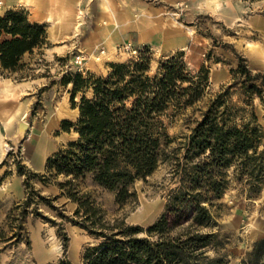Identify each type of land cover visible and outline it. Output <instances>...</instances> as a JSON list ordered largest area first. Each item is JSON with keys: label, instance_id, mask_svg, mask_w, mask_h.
<instances>
[{"label": "trees", "instance_id": "16d2710c", "mask_svg": "<svg viewBox=\"0 0 264 264\" xmlns=\"http://www.w3.org/2000/svg\"><path fill=\"white\" fill-rule=\"evenodd\" d=\"M244 1H262L264 16V0ZM48 46L45 25L31 21L26 10L0 14L1 73L21 71L25 54ZM135 50V59L110 63L105 76L74 71L61 78L62 85L71 86L69 100L78 115L75 121L62 119L60 128L73 129L76 138L46 158L44 173L17 165L18 174L24 175L25 195L7 214L9 219L11 212H17L12 237L24 230L29 213L55 225L39 210L42 204L98 240L85 248L83 264H225L217 212L229 183L227 171L236 167L239 178L245 176L251 184L264 175V130L249 122L230 123L222 91L201 109L181 142L182 151L174 149L168 155L165 147L170 138L161 117L170 109L199 102L208 86L209 69L201 65L193 72L183 59L184 52L178 51L160 61L151 74L148 45ZM237 60L231 72L239 76L243 94L260 96L264 73H253L241 55ZM168 159L173 161L176 185L151 225L145 228L123 219H106L98 201L100 192L112 193L117 207L132 203L137 198L134 182ZM34 178L55 185L58 193L42 195L32 186ZM58 197L74 204L70 216L54 205ZM62 237L67 240L66 235ZM55 264L73 263L62 259ZM241 264H264V236L252 243Z\"/></svg>", "mask_w": 264, "mask_h": 264}, {"label": "rangeland", "instance_id": "374dc122", "mask_svg": "<svg viewBox=\"0 0 264 264\" xmlns=\"http://www.w3.org/2000/svg\"><path fill=\"white\" fill-rule=\"evenodd\" d=\"M115 1L116 7L128 4L141 7L147 3L162 10L158 20L164 28L169 29L171 25L179 27L195 49L186 55L184 49L166 48L164 40L154 44L120 42L114 46L111 55L106 51L103 53L104 47H100L97 55L88 57L81 56L76 50L65 54H50L49 50L43 48L23 56L25 66L21 71L14 74L0 72L6 81L5 91L9 86L15 89L22 87L18 120L26 123L20 137L15 132L0 131V264H55L62 259H68L73 264H83L85 248L98 243L84 230L58 217L55 211L42 204L39 210L53 219L55 225L29 213L23 223L24 230L12 237L17 230L15 225L18 222L13 219L17 212H11V217L7 219L9 210L25 195L24 175L18 174L17 165H23L28 171L44 173L46 158L76 138L73 129L63 131L60 128L62 119L75 121L77 118L74 112L77 108H72L69 100L71 86L61 84L65 74L79 71L105 76L110 71V63L135 59L138 56L135 48L143 45H148L151 54L152 74L156 72L160 61L183 51V59L193 72L201 65L209 69L208 86L202 99L194 106L170 109L162 115L161 120L170 138L165 147L168 155L174 149L182 151L181 142L194 126V120L200 117L201 109L222 91L226 92L230 123L239 125L249 122L264 130V91L260 96H246L240 89L239 76L231 72L237 68V55H241L253 73H264V30L247 26L249 17L263 16L262 1ZM18 8L26 10L24 7ZM50 46L49 42L46 48ZM34 77L39 79L32 81ZM59 118L56 128L54 124ZM39 143L48 145L44 158L34 151ZM172 163L171 159L163 160L146 178L136 180L133 188L137 198L132 203L117 207L112 193L100 192L98 201L106 219H123L128 224L145 228L151 225L161 214L169 191L176 185ZM227 174L229 183L220 199L217 223L224 240L222 251L225 253V264H241L252 243L264 236V175L251 184L245 176L239 178L234 166ZM31 183L42 195L54 196L58 193L55 185H44L35 178ZM53 203L62 207L66 215L72 214L74 204L65 197H58ZM63 235L67 237L66 241Z\"/></svg>", "mask_w": 264, "mask_h": 264}, {"label": "crops", "instance_id": "0c3cea01", "mask_svg": "<svg viewBox=\"0 0 264 264\" xmlns=\"http://www.w3.org/2000/svg\"><path fill=\"white\" fill-rule=\"evenodd\" d=\"M0 1L2 2L0 13L24 7L31 21L45 25L47 40L51 46L44 50H49L50 54H65L76 50L81 56L88 57L97 55L99 48L104 47L103 53L106 51L111 55L117 43L131 41L134 44H154L164 40L166 48L184 49L186 55L195 49L188 43L186 34L180 31L179 27L171 25L169 29H165L158 20L162 10L147 3L141 8L132 4L116 7L115 0ZM247 26L264 30V17L260 15L249 17ZM200 51L202 56L203 52ZM201 62L202 60L199 61ZM35 79L39 77L31 78L32 81ZM5 82V78L0 76V131L15 132L17 137H20L26 126H22L23 121L18 120L19 94L22 87L15 89L9 86L5 91ZM74 112L77 116L78 110ZM60 119L54 124L56 128Z\"/></svg>", "mask_w": 264, "mask_h": 264}, {"label": "bare ground", "instance_id": "6f19581e", "mask_svg": "<svg viewBox=\"0 0 264 264\" xmlns=\"http://www.w3.org/2000/svg\"><path fill=\"white\" fill-rule=\"evenodd\" d=\"M141 33V32H140ZM144 33V32H143ZM144 38V37H143ZM48 147V145H45V144H42V143H39V145L37 146V148H36V150H34V151H36L37 153H39V155H42V157H43V155L45 154L44 153V151H45V149ZM51 253H53V252H51Z\"/></svg>", "mask_w": 264, "mask_h": 264}, {"label": "water", "instance_id": "95a60500", "mask_svg": "<svg viewBox=\"0 0 264 264\" xmlns=\"http://www.w3.org/2000/svg\"><path fill=\"white\" fill-rule=\"evenodd\" d=\"M22 123V126H25L26 125V123L25 122H21Z\"/></svg>", "mask_w": 264, "mask_h": 264}, {"label": "built area", "instance_id": "2783aa9c", "mask_svg": "<svg viewBox=\"0 0 264 264\" xmlns=\"http://www.w3.org/2000/svg\"><path fill=\"white\" fill-rule=\"evenodd\" d=\"M0 5H1V1H0Z\"/></svg>", "mask_w": 264, "mask_h": 264}]
</instances>
